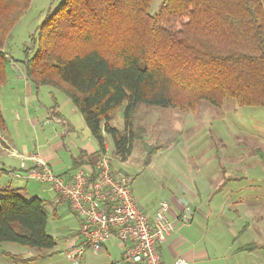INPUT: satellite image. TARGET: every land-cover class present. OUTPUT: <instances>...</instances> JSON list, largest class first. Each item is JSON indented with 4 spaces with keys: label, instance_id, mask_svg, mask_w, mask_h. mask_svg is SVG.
Returning <instances> with one entry per match:
<instances>
[{
    "label": "trees",
    "instance_id": "trees-1",
    "mask_svg": "<svg viewBox=\"0 0 264 264\" xmlns=\"http://www.w3.org/2000/svg\"><path fill=\"white\" fill-rule=\"evenodd\" d=\"M154 1L62 0L24 61L27 78L69 98L101 150L110 135L122 160L140 137L142 104L194 112L201 101L264 107V0H164L151 13ZM31 3L0 0V94L10 61L5 48ZM120 109L122 130L113 125ZM144 148L148 166L156 150ZM1 193L0 245L53 249L48 202L12 188ZM4 254L22 263L40 257Z\"/></svg>",
    "mask_w": 264,
    "mask_h": 264
},
{
    "label": "rangeland",
    "instance_id": "rangeland-1",
    "mask_svg": "<svg viewBox=\"0 0 264 264\" xmlns=\"http://www.w3.org/2000/svg\"><path fill=\"white\" fill-rule=\"evenodd\" d=\"M61 1L32 0L30 8L14 27L5 48L10 61L6 68V82L1 89L0 107L10 131L9 136L16 146L47 142V132L44 133L39 128L33 132L24 125L20 127L16 124V112L27 115V106L33 112L41 109L48 113L55 103L63 105L64 112L70 115L74 123L77 122L80 130L85 126L80 112L74 104L68 102L62 92L49 86H40L38 89L34 87L33 97L25 100L22 85L16 83L17 77L25 83V58L28 53L31 56L36 49L34 38H37L40 26ZM163 1L155 0L151 13H156ZM15 69L18 70V76ZM16 109L21 110L14 112ZM135 118L136 131L140 137L133 142L126 160L114 154L115 143L110 135H106L108 150L103 153H107L117 174L131 176L133 194L141 208L149 209L159 201H170V190L180 186V182L189 185L197 181L205 191H202L204 195L196 204L214 209L218 216L216 221L219 222L221 216L216 212L223 211V221L234 223L230 225L231 229L228 226L227 233L233 232L237 239V234H240L239 231L245 224L251 225L250 230L237 239L236 247L249 244L252 240L262 241L258 228L262 216L264 217V107H241L233 100L218 107L201 101L198 110L194 112L142 104ZM113 125L121 130L124 128V109L117 111ZM53 126L58 125L53 122L44 129H54ZM5 136L3 126H0V141ZM145 146L156 150L148 166L144 164ZM97 147L99 148L98 143ZM224 175L231 180L225 181ZM3 184L9 183H5L2 178L1 189L5 186ZM38 188H42L41 184L29 180L27 193ZM17 193L27 200L32 198L22 191ZM250 193L256 196H250ZM2 196L3 193H0V197ZM41 197L48 204L51 203L48 207L50 215L47 231L55 239L56 246L41 250L4 242L0 245V264H122L112 260L120 255L121 251L118 249L110 255L88 251L74 262L69 259L71 247L80 244V219L66 202L58 200L54 192L48 191ZM184 202L191 206V199ZM250 207L256 209L254 217L244 213ZM236 209L240 212L237 213ZM4 253L26 259L40 257L35 261L22 263L7 258Z\"/></svg>",
    "mask_w": 264,
    "mask_h": 264
},
{
    "label": "crops",
    "instance_id": "crops-1",
    "mask_svg": "<svg viewBox=\"0 0 264 264\" xmlns=\"http://www.w3.org/2000/svg\"><path fill=\"white\" fill-rule=\"evenodd\" d=\"M15 70L18 76V70ZM17 79L16 83L22 85L25 100L31 99L33 97L34 87L38 89L40 86H37L27 77L24 79V84L22 83L23 79L19 77H17ZM67 100L68 102H71L69 98H67ZM25 102L27 105V101ZM64 107L65 106L63 105L60 106L55 103L48 113H44L41 109H36L35 112H33L27 106V115L25 113L16 112L21 110L16 109L14 112H16L15 120L17 125L20 127L24 125L28 130H32L33 132H36L39 128L44 133H48L46 136L47 142L44 144H24L21 147L16 146L9 136L10 131L7 129V122L2 112L5 120L3 132L6 136L0 141V179L4 178L5 183H9L3 184L5 186H2V189L12 188L24 192V194L27 193L29 179H27L26 175L29 169L35 165V162L29 159V157H32L33 155H38L47 161L56 174L68 178L81 165L88 170H94V166L99 159L100 154L104 151L101 150L100 146L99 148L97 147L98 142L91 135L86 123L80 130L76 124L77 122L74 123L70 118V115H67L66 112H64ZM22 108L24 110V107ZM73 112L76 111L73 109ZM53 122L58 126H53L52 128L54 129L47 127L46 131L44 128ZM105 147L106 150H108L106 136ZM224 179L225 181L231 180L225 175ZM232 179L234 180L236 178ZM180 183V186L170 190L172 193L171 198H169L170 201L165 200L170 204L169 217L174 223L175 229L173 233L167 237L166 241L160 248L163 264H174L178 257H183L190 264H264L263 216L261 218L262 222L260 227L258 228L262 241L252 240L249 244L236 247L235 244L237 243V239L244 236L250 230L251 225L246 223L239 231L240 234H237V239H235L233 232L227 233L229 228L232 227L230 225L234 223L228 224L223 221V211L216 212L221 216V221L219 222L216 221L218 216L215 214L214 209L205 208L202 204H196V201L198 202V199H202V196L204 195L202 191L205 190L201 188L202 184H199L197 181H194L189 185L182 182ZM203 186L207 188L205 184ZM41 187L42 188L40 189L32 190L33 192L31 193L28 192L26 195H30L29 197L32 198L38 197L43 199L41 197L42 194H45L48 191L52 192L43 184H41ZM2 189L0 187V193ZM184 191H186L188 195H186ZM55 195L59 201H62L57 194ZM250 196L255 197L256 194L254 195L250 193ZM186 199H191V206L190 204L186 205L184 202ZM160 202L161 201L154 204L152 208L142 209L149 217H152ZM50 204L51 203L48 204V207ZM222 210H225V208H222ZM235 211L237 213L240 212L238 209ZM244 213H246V215L249 214L247 216L254 217L253 215L256 213V209L250 207L247 208ZM258 224L259 223H257V226ZM253 245H256V247L250 248L249 250H242L243 247H253ZM123 248V244L111 240L105 245L102 253L110 255L111 252L118 249L121 251L120 255L113 257L112 260L115 263L121 262L122 264H125L122 261Z\"/></svg>",
    "mask_w": 264,
    "mask_h": 264
},
{
    "label": "built area",
    "instance_id": "built-area-1",
    "mask_svg": "<svg viewBox=\"0 0 264 264\" xmlns=\"http://www.w3.org/2000/svg\"><path fill=\"white\" fill-rule=\"evenodd\" d=\"M29 159L35 165L28 179L48 187L80 219V244L71 247L69 259L101 253L114 240L124 245L125 264H163L160 248L175 229L169 202L161 201L149 217L133 194L131 176L117 174L107 153L100 154L94 170L81 165L69 178L56 174L38 155ZM174 264L190 263L178 257Z\"/></svg>",
    "mask_w": 264,
    "mask_h": 264
}]
</instances>
